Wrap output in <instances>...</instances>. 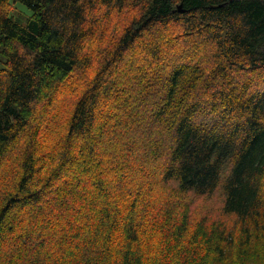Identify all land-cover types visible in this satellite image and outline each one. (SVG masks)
I'll return each instance as SVG.
<instances>
[{
	"label": "trees",
	"instance_id": "16d2710c",
	"mask_svg": "<svg viewBox=\"0 0 264 264\" xmlns=\"http://www.w3.org/2000/svg\"><path fill=\"white\" fill-rule=\"evenodd\" d=\"M126 58L141 62L135 91L119 78ZM118 112L134 121L126 134L109 132ZM46 130L56 140L39 153ZM0 173V264L160 261L153 232L168 228L176 249L191 230L188 212L148 221L161 183L167 204L220 190L236 226L197 223L177 264L232 248L235 264H264V0H0Z\"/></svg>",
	"mask_w": 264,
	"mask_h": 264
},
{
	"label": "rangeland",
	"instance_id": "374dc122",
	"mask_svg": "<svg viewBox=\"0 0 264 264\" xmlns=\"http://www.w3.org/2000/svg\"><path fill=\"white\" fill-rule=\"evenodd\" d=\"M9 8V6L7 7ZM6 8V9H7ZM11 13H13L18 19L17 22L19 23H25L27 17L30 15V10L27 6H25L24 4H22L21 2H17L12 6V10ZM115 19V18H113ZM116 19H115V24H116ZM115 24H107V27L104 33V40H109L114 31L113 29V25L115 26ZM107 44V42H105V45ZM89 45V44H88ZM100 46H104L103 43L100 44H94L91 43L89 48L90 49H96L97 47ZM98 58V56L96 57ZM95 62H97L94 59ZM141 65L140 60H137L135 58H126L124 59V62L120 65L119 69H120V80L124 83V85H126L127 89L128 86L130 84L134 85V91H135V84L132 83V79L129 76L133 75L132 77H134V75L137 74V67ZM136 77V76H135ZM74 82V81H73ZM239 83L241 84V81L239 80ZM124 94H128L127 97V101L125 102V104L122 106L123 110L125 109H130V111H132V108H134V92H130V91H124ZM101 110H103V119H108V113L113 112L112 108H105L104 105H102ZM145 115V113H144ZM118 118L116 120H113L109 123V126H113L114 124H119V126H115V127H111L109 132H115L118 131V133L123 132V133H127V126L130 124L132 127H134V121L132 122L133 124L130 123V119H121L123 118L125 115H121L118 112ZM146 116V115H145ZM121 119V121L119 120ZM142 129H148V135L150 133V130L153 128L151 125L148 126L147 124H141ZM113 133H110L108 137H112L111 140L113 139ZM118 133H116L115 135H118ZM122 138V137H121ZM56 140V133L52 130H46L41 131V135L39 136V153H45L46 151H48L47 148H51L52 146V142ZM118 141L117 137H115L112 142ZM40 141L41 144L43 145V147H40ZM52 143L51 146L47 145L49 143ZM47 145V148H46ZM18 149H20V147H18ZM17 149V150H18ZM111 149V145L109 143H104L102 145V147H99L98 152L101 155H105V153L109 152V150ZM18 153V152H17ZM16 148H14L12 150V153L8 154V160H12L11 158H13V156H15L16 154ZM107 155V154H106ZM109 156V154H108ZM14 164L16 161H13ZM146 171L151 173V180L153 179V177L159 181H161V179H158V171L156 168V165L153 166L151 165ZM145 171V172H146ZM1 175V173H0ZM172 183H168V184H157L154 188L152 187V189L150 190V194L148 199L151 197L152 199V204L150 206L151 211L153 212V215L156 216V220L153 218V215H151V213H149L150 217L148 218V221H152L153 219V226L158 225L160 222H163L165 219V211L168 210L172 216L175 219H178L179 216H181L182 214L188 212L189 216H190V232L188 233V235L186 236L185 240L181 243L180 246H178L176 249H171V246L173 245V241H170L168 244H165V240H168L169 237L167 235L166 232H168V228L167 229H161L159 228L158 231L153 232V241H151V244L153 245V258H159L160 261H155L154 264H165V263H171V264H177L179 261V257L177 256H173V255H177L181 249V247L183 246V244H185L188 241V238L194 228V226L197 223H204L205 226H209L210 224H212L213 222H222L225 224V226L230 229V230H234L236 228L235 223H234V218L231 215L228 216H224L222 215V213L220 212V208H221V199H222V194L220 190H217L213 195H208L205 197H201V196H197L191 193H186V194H182L179 195V199L181 201L180 204H172V203H168L167 201L170 197H176L173 195L172 191H171V186ZM2 186L0 184V190H1ZM156 191V192H155ZM155 192V193H154ZM154 193V194H153ZM156 194V195H155ZM175 222V220H174ZM168 223V227L169 225H172L173 222H169ZM172 223V224H171ZM258 247V246H257ZM12 248L11 244H7L5 246V249L7 251H10ZM260 252H264L263 248H260L259 250ZM148 253V250H147ZM201 254H203V251H201ZM148 256V254H147ZM167 257V258H165ZM165 258V259H164ZM238 260L237 254L235 253V249L232 248L230 250L227 251V255L225 257H221L220 258V262H216L215 264H235ZM180 262H184L183 257L180 258Z\"/></svg>",
	"mask_w": 264,
	"mask_h": 264
},
{
	"label": "water",
	"instance_id": "95a60500",
	"mask_svg": "<svg viewBox=\"0 0 264 264\" xmlns=\"http://www.w3.org/2000/svg\"><path fill=\"white\" fill-rule=\"evenodd\" d=\"M177 11L181 13V12H184L185 10H183V9L181 8V5H178V7H177Z\"/></svg>",
	"mask_w": 264,
	"mask_h": 264
},
{
	"label": "bare ground",
	"instance_id": "6f19581e",
	"mask_svg": "<svg viewBox=\"0 0 264 264\" xmlns=\"http://www.w3.org/2000/svg\"><path fill=\"white\" fill-rule=\"evenodd\" d=\"M202 104H203V103H202ZM208 106H209V105H208ZM197 107H198V106H197ZM199 107H200V106H199ZM206 107H207V106H206ZM204 109H206V108H204ZM207 109H208V107H207ZM195 110H196V109H195ZM199 110H200V109H199ZM201 110H202V108H201ZM198 112H199V111L197 110V113H198ZM209 112H210V111H209ZM209 112H208V113H209ZM202 113H203V112H202ZM205 113H206V112H205ZM201 115H202V114H201ZM209 115H210V114H209ZM191 186H192V185H191ZM155 192H156V191H155ZM155 192H154V193H155ZM154 193H153V194H154ZM155 195H156V194H155ZM22 228H23V227H22ZM20 229H21V228H20Z\"/></svg>",
	"mask_w": 264,
	"mask_h": 264
}]
</instances>
